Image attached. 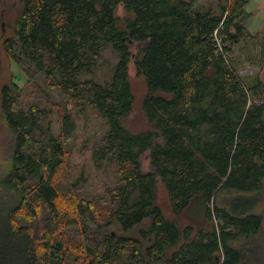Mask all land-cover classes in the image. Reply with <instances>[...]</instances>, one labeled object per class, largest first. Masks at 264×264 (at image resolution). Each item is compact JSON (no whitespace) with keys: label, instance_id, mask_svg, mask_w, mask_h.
<instances>
[{"label":"trees","instance_id":"1","mask_svg":"<svg viewBox=\"0 0 264 264\" xmlns=\"http://www.w3.org/2000/svg\"><path fill=\"white\" fill-rule=\"evenodd\" d=\"M196 1L21 0L14 35L3 40L7 56L32 81L36 71L21 46L33 62L60 73L66 94L102 117L108 132L93 159L99 168L115 163L118 180L109 197L87 198L64 185L66 134L37 135L13 74L1 87L0 120L13 146L0 176L12 197L0 218V264H264V213L255 212L264 187V102L249 105L263 80L247 87L235 64L253 13L249 0H219L218 15ZM5 24L0 8V36ZM106 45L119 54L110 83L73 79L93 71ZM131 64L148 88L140 128L129 121ZM229 184L237 218L227 220L226 207L215 205L226 222L221 231L179 226L190 202L208 207ZM160 185L173 216L158 202ZM240 198L249 201L240 207Z\"/></svg>","mask_w":264,"mask_h":264},{"label":"rangeland","instance_id":"2","mask_svg":"<svg viewBox=\"0 0 264 264\" xmlns=\"http://www.w3.org/2000/svg\"><path fill=\"white\" fill-rule=\"evenodd\" d=\"M196 5L204 11H210L217 15L221 13L219 0H197ZM0 8L6 21L5 31L0 36V116L2 115L1 87L5 82L10 81L12 75L15 74L21 78L19 82L25 88L24 110L29 116L34 117L38 124L37 135L43 136L48 129L56 136L61 135L62 132L66 134L68 178L64 185L80 189L87 198L109 197L118 180L117 165L109 163L99 168L96 167L93 159L96 142L108 132L106 122L88 104L78 102L76 98L69 96L59 87L58 81L62 79V76L57 70L50 69L47 65L39 66L18 45L17 50L25 60L26 65L36 71V76L30 81L28 74L7 56L3 47L4 37L14 35V26L22 8V2L21 0H1ZM246 8L253 13L245 22L250 36L236 48L235 64L247 87L257 84L260 79L263 80V84L260 85L257 92L250 93L249 105H252L256 102H264V54L262 53L264 50V0H249ZM118 14L124 16L123 8H119ZM257 36L259 39L256 41ZM118 60L119 54L111 46H103L93 71L72 75V78L76 81L92 79L107 85L111 81ZM48 71L55 77L50 78ZM130 80L135 106L129 121L132 127H144L145 116L142 106L148 88L145 78L136 73L133 64L130 65ZM32 106L37 108L38 113H34ZM63 106L68 112V119L65 123L61 117ZM12 146V133L0 120V176L7 169ZM213 196L214 198L208 207L201 205V203L195 204L194 200L190 202L181 214L179 226L182 228L185 225L192 224L194 226L195 224L196 228L203 227L210 233L215 228L221 231L226 222H224L223 214L215 211V205L226 207L228 211L227 220L237 218L238 211L232 207V200L235 197L232 184L215 192ZM259 196V207L255 212L264 213V187ZM240 199V207L249 201L244 198ZM255 199L257 200V197ZM11 201L10 194L0 188V218ZM158 202L166 215L173 216L170 198L161 185L159 186ZM2 224L3 222H0V228H2ZM230 228L236 232L235 226H230ZM226 231L228 232V230ZM217 234L220 243H222V232ZM259 239L260 243L264 244V228ZM231 241V239H227L228 244H231ZM217 253L225 254L223 248Z\"/></svg>","mask_w":264,"mask_h":264},{"label":"bare ground","instance_id":"3","mask_svg":"<svg viewBox=\"0 0 264 264\" xmlns=\"http://www.w3.org/2000/svg\"><path fill=\"white\" fill-rule=\"evenodd\" d=\"M4 29V28H3Z\"/></svg>","mask_w":264,"mask_h":264}]
</instances>
